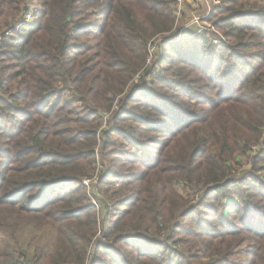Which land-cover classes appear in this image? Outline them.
<instances>
[{
	"label": "trees",
	"instance_id": "obj_1",
	"mask_svg": "<svg viewBox=\"0 0 264 264\" xmlns=\"http://www.w3.org/2000/svg\"><path fill=\"white\" fill-rule=\"evenodd\" d=\"M33 1L0 0V264H264V0L186 40L175 0H41L14 31Z\"/></svg>",
	"mask_w": 264,
	"mask_h": 264
},
{
	"label": "rangeland",
	"instance_id": "obj_2",
	"mask_svg": "<svg viewBox=\"0 0 264 264\" xmlns=\"http://www.w3.org/2000/svg\"><path fill=\"white\" fill-rule=\"evenodd\" d=\"M36 4H38L41 12L42 10L40 5L41 0H36ZM219 5H220L219 0H192L191 2L185 1V3L182 5L181 8H178L176 3L175 6L176 22L173 32L175 30L177 32V37L179 38L185 37L183 40H186V37H190L191 39H194L195 36H197L198 34L205 33L206 31L214 30L213 28H211V25L206 21L207 18L212 14V10ZM38 19L39 18L37 16L36 23H38ZM128 37L131 38L132 36L129 35ZM160 37L161 36H158L154 38V40L158 42ZM89 39L90 42L94 44L95 42L94 35L92 33L89 34ZM154 51H155V47L152 46L151 53H153ZM243 161L245 163L247 159L243 158ZM247 169L249 170V167H247L246 170ZM92 183L95 184V187L97 186V181L95 179H93L92 181L86 180L84 182V184L88 187L87 190L90 195H93L94 193V187L91 186ZM92 200L93 202L97 203L96 197L93 196ZM54 241H55V229L52 227L51 228L44 227L43 229H35L31 227L29 228V230L25 232V234L21 235V239H20V242L23 243V246L31 251H33L35 244H38L40 246H47L48 248H51Z\"/></svg>",
	"mask_w": 264,
	"mask_h": 264
},
{
	"label": "built area",
	"instance_id": "obj_3",
	"mask_svg": "<svg viewBox=\"0 0 264 264\" xmlns=\"http://www.w3.org/2000/svg\"><path fill=\"white\" fill-rule=\"evenodd\" d=\"M187 2H191L192 0H176L178 8H181L182 5ZM40 12V8L36 2L33 1V3L30 5L28 12L25 14V16L22 18L21 22L16 25L14 28V31H19L24 26H32L35 25L37 22V16ZM10 33V32H9ZM9 35V34H7Z\"/></svg>",
	"mask_w": 264,
	"mask_h": 264
}]
</instances>
